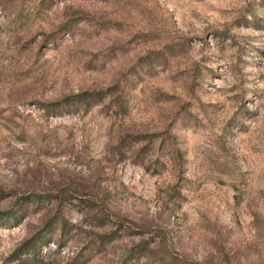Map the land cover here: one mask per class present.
Instances as JSON below:
<instances>
[{
	"label": "rangeland",
	"instance_id": "374dc122",
	"mask_svg": "<svg viewBox=\"0 0 264 264\" xmlns=\"http://www.w3.org/2000/svg\"><path fill=\"white\" fill-rule=\"evenodd\" d=\"M0 264H264V0H0Z\"/></svg>",
	"mask_w": 264,
	"mask_h": 264
},
{
	"label": "trees",
	"instance_id": "16d2710c",
	"mask_svg": "<svg viewBox=\"0 0 264 264\" xmlns=\"http://www.w3.org/2000/svg\"><path fill=\"white\" fill-rule=\"evenodd\" d=\"M87 93L86 92H82V93H80L79 95H86ZM70 98H67V99H65V100H69ZM60 104V101L58 102H52V103H50L49 105H51V106H58Z\"/></svg>",
	"mask_w": 264,
	"mask_h": 264
}]
</instances>
